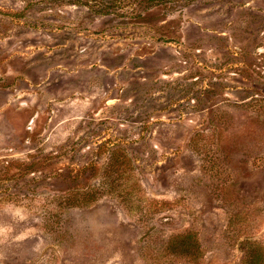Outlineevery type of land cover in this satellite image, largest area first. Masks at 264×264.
<instances>
[{
    "label": "rangeland",
    "instance_id": "rangeland-1",
    "mask_svg": "<svg viewBox=\"0 0 264 264\" xmlns=\"http://www.w3.org/2000/svg\"><path fill=\"white\" fill-rule=\"evenodd\" d=\"M0 264H264V0H0Z\"/></svg>",
    "mask_w": 264,
    "mask_h": 264
},
{
    "label": "trees",
    "instance_id": "trees-1",
    "mask_svg": "<svg viewBox=\"0 0 264 264\" xmlns=\"http://www.w3.org/2000/svg\"><path fill=\"white\" fill-rule=\"evenodd\" d=\"M181 238L180 239H182V240H185V238L183 237V235L182 236H180ZM187 240V239H186Z\"/></svg>",
    "mask_w": 264,
    "mask_h": 264
}]
</instances>
